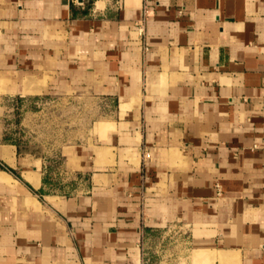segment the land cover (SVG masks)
<instances>
[{"label": "crops", "instance_id": "crops-1", "mask_svg": "<svg viewBox=\"0 0 264 264\" xmlns=\"http://www.w3.org/2000/svg\"><path fill=\"white\" fill-rule=\"evenodd\" d=\"M72 94L53 172L0 125V264H264V0H0V112Z\"/></svg>", "mask_w": 264, "mask_h": 264}, {"label": "rangeland", "instance_id": "rangeland-1", "mask_svg": "<svg viewBox=\"0 0 264 264\" xmlns=\"http://www.w3.org/2000/svg\"><path fill=\"white\" fill-rule=\"evenodd\" d=\"M10 99L9 108L0 112L2 129L7 133V136L9 135L10 141L22 145H36L45 151V154L49 156L47 161L52 165L53 172V136L60 135L65 131V128L58 124L66 118V108L59 106V109L55 111L53 96L41 95L30 98V101H21L20 97H11ZM55 102L68 103L72 107L68 114L74 121L72 128L74 140L80 139L85 131L92 128L94 121L100 118L95 111L100 102L88 99L82 94L62 96L59 101ZM50 177L53 178V174ZM161 255L156 253L158 258L156 264H162L160 263ZM173 258L176 259L173 264H179L180 260L176 254ZM181 262L186 264L183 259Z\"/></svg>", "mask_w": 264, "mask_h": 264}, {"label": "built area", "instance_id": "built-area-1", "mask_svg": "<svg viewBox=\"0 0 264 264\" xmlns=\"http://www.w3.org/2000/svg\"><path fill=\"white\" fill-rule=\"evenodd\" d=\"M100 1H104L108 4H111L113 6L119 7L121 4V0H69L74 5L85 7L88 3H91L94 7H96V4ZM145 2L147 0H144ZM147 12V11H146ZM143 26L141 27V31H143ZM55 99L53 100V104L55 103ZM187 235V231H185L184 227L182 225L175 224L171 226L166 234V238L169 240L170 243L176 245L180 241V238ZM183 239V238H182ZM156 253L158 255H161L162 260L160 263L166 264L167 258L173 259L175 261L176 259L173 258V256L176 254L178 258L180 259V253L177 252V250H157ZM164 258V259H163Z\"/></svg>", "mask_w": 264, "mask_h": 264}]
</instances>
